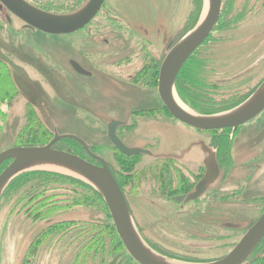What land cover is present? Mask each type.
Masks as SVG:
<instances>
[{
  "label": "rangeland",
  "instance_id": "1",
  "mask_svg": "<svg viewBox=\"0 0 264 264\" xmlns=\"http://www.w3.org/2000/svg\"><path fill=\"white\" fill-rule=\"evenodd\" d=\"M25 1L42 4L50 12L62 14L78 9L87 0ZM162 1L161 11L152 5L144 12L139 10V16L146 23L154 22L151 28L156 26L159 32L164 33L161 35L163 41L157 43L149 40L148 34L143 31L146 28H140L138 20L131 19L132 22L126 23L116 21L115 25L122 23L123 26L114 28L111 18L114 16L113 9L123 15L127 11L132 12L134 6L129 4V0H107L84 28L60 36L23 27V21L5 7L0 9V69H4L5 74L2 75L0 70V98H4L0 106V151L11 146L31 144L28 139L40 143L43 141L38 145H45L55 132L59 135L73 134L82 138L94 154L116 169L121 164L122 156L109 142L106 126L110 119L122 117L120 112L125 105L117 101L113 94L110 95L108 89L100 92L102 87L96 84L97 80L77 78L71 70L69 60H75L86 69H100L101 72L118 69V73H132V69H140L142 65H148L147 69H159L164 48L171 38H175L174 41L177 42L190 32L207 10V0H197L198 19L195 21L189 16L188 0H180V4H175V0ZM257 4L260 8L248 19L254 23L236 25L230 32L221 30L222 25H217L209 41L203 43L187 59H193L202 69H209L207 71L218 69V74H213L212 81L242 77L239 81L232 82V85H236L232 88L235 89L234 92H246L264 80V0ZM169 9L170 14L167 13ZM6 15H9L10 21L6 19ZM164 26L166 28L162 29ZM174 30L176 31L173 32ZM94 36H99L102 40L98 42ZM103 39L109 40L110 44L106 45ZM138 44L143 45L144 51H138ZM9 84L13 88L11 91L9 88L6 93ZM145 96L148 100L141 101L137 107L157 105L151 92H146ZM214 99L211 107L220 104V100H226L225 96ZM165 118L160 129H155V126L151 131L148 128L146 131L142 121L134 118L130 120L127 125L131 127L129 129L133 133V140L134 136L139 137L135 144L145 145L140 141L144 136L165 140L173 137V125L167 123H177L178 134H185L183 124L174 122L167 115ZM254 123H259L257 129L264 127V112ZM157 130L161 131V135ZM262 139L258 149H255L259 154L264 152V135ZM73 142L76 147L71 145L69 148L79 152L78 156L95 160L77 142ZM70 144L72 143L63 140L59 147L64 148ZM163 145L169 146L171 143L165 142ZM234 154L235 151L232 152ZM255 160L262 165V169H254L253 164L229 167L227 179L213 191L211 249H206L204 242L198 240L193 243L189 237L180 233L178 225L171 220L174 214H165L168 216L163 217L161 206L165 211L171 212L173 205L151 197L152 201L149 193L143 189L144 181L143 186L139 184V196L128 194L124 188L134 226L143 242L155 253L178 262H208L225 256L264 208V157H257ZM152 161V158L142 155L135 162V168L141 169ZM8 163L6 160L0 166V172ZM233 175L238 177L231 179L230 176ZM246 175L248 176L245 177ZM47 177H55L62 184H55ZM45 180L49 182L46 183ZM86 185L91 187L76 174L48 165L32 167L13 178L0 196V264H137L123 245L115 244L113 232L108 229L109 222L112 223L108 210L99 204ZM223 192L228 193L227 208L220 211L218 201ZM45 211L51 213L45 215ZM67 221L77 225H72L62 236L57 235L52 242L46 244L50 238L41 234L46 226L58 222L65 225ZM191 222L186 225L192 226ZM225 222L234 223L237 228H224ZM88 223H96L95 230L102 231L95 244L84 247V233L86 229H93ZM197 225L200 226L199 223ZM60 228L63 229L62 226ZM196 249L201 250L196 252L200 255L196 256L195 251L190 252ZM190 257L198 260L194 262L195 260L188 259Z\"/></svg>",
  "mask_w": 264,
  "mask_h": 264
},
{
  "label": "flooded vegetation",
  "instance_id": "2",
  "mask_svg": "<svg viewBox=\"0 0 264 264\" xmlns=\"http://www.w3.org/2000/svg\"><path fill=\"white\" fill-rule=\"evenodd\" d=\"M53 1H57V0H48L47 2H53ZM66 1L69 0H64V2ZM106 1L107 0H104L102 6L106 4ZM179 1L180 0H175V4H180ZM259 1L262 0H221L220 13L217 22L214 25L213 29L211 30L210 34L203 41V43H207L209 41L208 39L210 35L214 31L215 27L219 24L222 25L221 30L224 29L226 32H230L231 30L235 29L236 25H246V24L254 23L252 20H251L252 22H250L248 19H250L249 16L255 15V12L260 8V6L258 7L257 4L259 3ZM163 2L164 1L162 0H129V4L132 3V5L134 6L132 12L129 13L127 11V14L123 15L120 12L113 9L112 13L114 16L111 18L113 20L114 28L116 29V26L122 28L123 26L122 23L115 25L116 21L126 23L127 21L132 22L131 19L136 21L138 20L139 22L138 25H141L140 28L144 26L147 29V30L144 29L143 31H146L150 41L155 43L160 41L162 42L163 41L162 36L164 35V33L159 32L158 29H156V26L155 28H151L150 26L154 25V22L151 21L148 24L139 15L141 11L144 12L145 9H148L149 5H152V7L161 11L162 8L160 4H162ZM188 4L190 7V14H189L190 18L191 19L194 18L195 21H197L198 17H197L196 9H197V4H199L198 1L188 0ZM32 5L38 9L50 12V10H48L45 6H42V4L32 2ZM167 13L170 14L171 9L167 10ZM158 15L160 16L159 11H158ZM161 17L163 19V16ZM168 20H165V22L168 23L169 22ZM163 28L166 27L164 26L162 27V29ZM175 31L176 30H174L173 32ZM55 36H60V35H55ZM94 38L98 40V42L102 40L101 37L99 36L97 37L94 36ZM172 39L173 38H171V40L165 46L164 50H166L168 45L172 46L176 42L174 41L175 38L173 40ZM242 40L245 41V39ZM249 40L246 42H249ZM103 41L106 45L110 44L109 40L103 39ZM203 43L199 47H201ZM199 47L197 49H199ZM138 51L139 52L144 51V47L142 44L139 45ZM152 58L155 59V57ZM155 60H152V62L154 63ZM71 61L74 62L76 61L69 60V65L72 68L71 70L73 74L78 76L77 78L79 79L87 78L85 80H89V79L97 80L96 84L102 87L100 92L108 89L110 95L113 94L114 98L117 101L124 103L125 108L124 110H122V112H120L122 113V117L116 116L115 118H113L114 120H119L123 122L122 125L117 127L116 135L126 146L138 147L148 150L150 152V155L142 153V154L133 155L132 157H141L142 155H145L148 156L149 158H152L153 160L152 162H149L148 164H146V166L141 167V169H137V170H141L140 172L141 178L139 179V184L143 186L144 184L142 183V181H144L145 187L143 189H145L147 193H149L150 199L151 197H153L158 200H165L173 205L171 207L172 208L171 212L165 211L164 207L161 206L160 211L163 217L166 218L169 214H174L173 217H171L172 218L171 220L173 221V223L178 225V229L180 230V233L189 237L190 240L194 241L193 243H196L198 240L204 242L206 245L205 248L211 249V243H212L211 229H213L212 226L213 191L220 185L222 181H224V179H227V176L229 175L228 170L236 165L245 166L246 164H253L254 169L256 170L262 169V165L260 163H257L255 159L257 157L263 158L264 152H261V154H259L258 151L256 153L255 149L256 150L258 149L261 140H263L262 136L264 135V127L263 128L260 127V129H257L259 123L256 124L254 123V121L256 120V118L259 117L261 113L264 112V109L249 121L238 125L235 129H233L232 127H224L220 129H207V130L197 129L195 127H192L177 120L175 117H173L170 114L168 109L164 106L163 102L159 97V93L157 89V85H158L157 77H158L159 69H147L148 65H144V66L142 65L140 69H132V73L124 74L123 72L118 73L117 72L118 69H114L113 72H104V71L101 72L100 69L89 70L84 68L78 62H76L87 73V74H81L78 73L72 67ZM207 70L209 69L200 70L201 71L200 78L203 79V81L198 83L197 88L194 89L193 92L191 93L193 100L192 102L195 103V105L202 107V111H196V109L190 107L188 104H185L184 101L179 97L175 88L176 94L179 97V99L188 108L190 107L191 110L202 115H210V114L224 112L241 104L248 96H250L254 92V90L258 87V85L262 82V81L259 82L255 87L252 86L251 89H248L246 92H234L233 90L235 89L232 88H235L236 85L235 84L232 85L233 84L232 82H236L237 80L239 81V79H241L242 77L238 79H234L235 77H233L232 78L233 80L227 79L223 81H212L213 74L215 75L218 74L219 70L218 69L216 71L213 70L207 71ZM104 84L108 85V87L104 86ZM146 92L147 93L151 92L152 98L157 100V105L147 108L137 107L138 106L137 104L141 103V101H145L146 99L148 100V97L145 96ZM104 94L108 97V94L106 92H104ZM217 96H225L226 100H220L221 102L220 104H216L213 107H211L210 104L214 102L213 99ZM88 100L91 101V99ZM97 103L99 104L100 102L97 101ZM164 114H166L168 118L173 120L174 122L178 121L179 123L183 124L185 134L182 136L178 134L177 132L178 130L176 128L177 123L176 124L167 123L168 125H173L172 128H174L175 130V134L173 135V137L165 140L164 138L159 139V137H150L149 139V137L144 136V139L140 141L142 142V144L145 145H136L135 142L138 140L139 137L134 136V140H133V133L129 129L130 125H127V123H129L130 120H133L134 118L135 120L142 121V123H144L146 131L147 128L151 131L155 126H156L155 129H160V126L164 125V120L166 119L165 118L166 115ZM157 131L161 135V131L160 130ZM106 136H107V126H106ZM62 139H69V138H62ZM165 142L171 143V145L169 146L163 145ZM18 146H26V145H18ZM204 148L210 149L211 152L215 155L218 171H219L218 176L215 179V181L212 184H209L207 186L208 188H205V190L198 197L186 201V198L190 193L196 192L197 183L206 175L208 171V167H207L208 154L204 150ZM233 151H235L234 155H232ZM112 173L113 174L117 173V167L116 169L112 167ZM247 176L248 175H246L245 177ZM237 177H238L237 175L230 176L231 179L233 178L235 179ZM249 178L250 177H248L247 179L249 180ZM139 184L137 186H133V187L131 186L126 188L128 194L131 195L132 193H134L135 196H139L138 193L140 189ZM227 194H224L223 192L219 196L220 198L218 202L220 203V205L218 206H220L219 209L220 211L226 210L227 208L226 207L227 196H228ZM151 200L153 201V199ZM127 204L129 206V202H127ZM222 205L225 206L222 207ZM173 218H177V219L173 220ZM189 221H192L191 222L192 226L186 225L188 224ZM197 223H199L200 226H198ZM223 226L224 228H230V227L237 228L234 223L232 224L230 222L223 223ZM199 234L201 236H199ZM200 249H196L193 251L191 250L190 252L195 251L194 254L197 256L200 254H196V252L201 251ZM188 259L195 260L194 262L198 260L194 257H190Z\"/></svg>",
  "mask_w": 264,
  "mask_h": 264
},
{
  "label": "water",
  "instance_id": "3",
  "mask_svg": "<svg viewBox=\"0 0 264 264\" xmlns=\"http://www.w3.org/2000/svg\"><path fill=\"white\" fill-rule=\"evenodd\" d=\"M104 0H87L78 9L69 13H51L34 7L25 0H0V9L5 7L11 14L24 22L23 27L35 29L50 35L75 33L87 25L99 11ZM221 0H207V10L195 27L172 46L166 48L158 72V93L164 106L177 120L197 129H220L245 123L264 109V80L241 104L224 112L202 115L182 108L175 91L176 76L189 56L203 43L217 22ZM6 19L10 21L9 15ZM72 67L81 74H87L76 62ZM186 106V105H185ZM187 107V106H186ZM123 122L111 119L107 124V137L122 154L150 155L148 150L126 146L116 135V129ZM69 138L77 142L86 153L99 163H93L71 152L59 150L54 144ZM208 171L197 183L196 192L190 193L186 201L198 197L218 176L215 155L210 149ZM9 163L0 172V196L6 185L18 174L40 165L55 166L79 176L87 182L103 199L115 231L124 249L137 264H245L264 237V208L259 218L244 232L234 247L223 257L208 262H178L155 253L142 240L136 230L126 198L113 173L112 166L102 157L94 154L86 142L73 134L59 135L45 145L11 146L0 151V166ZM49 222V221H48Z\"/></svg>",
  "mask_w": 264,
  "mask_h": 264
},
{
  "label": "trees",
  "instance_id": "4",
  "mask_svg": "<svg viewBox=\"0 0 264 264\" xmlns=\"http://www.w3.org/2000/svg\"><path fill=\"white\" fill-rule=\"evenodd\" d=\"M192 57H194V55ZM197 64H199V63L198 62L194 63L193 59H191V58L185 62V64L181 67V70H180V72L176 78L175 88H176V91H177L179 97L186 104H188L190 107L196 109V111H202V107H199V106L195 105V103L192 102L193 100H192V95H191L193 90L197 88V84L200 83L201 81H203V79L200 78V74H201L200 70H202V67L198 66ZM0 70L2 71V75H3L4 69H0ZM6 78H7V76H6ZM11 85H13V83ZM9 88H10V84H9L7 90L5 91L6 93H8ZM12 88L13 87L10 88V91L12 90ZM1 99H2V97L0 98V106H1V104H2L1 102L4 100V98L2 100ZM0 116H1V114H0ZM28 140L31 144H27V145H33L32 143H34L36 145L43 143V141H41V143H40L38 141L34 142V141H32V139H28ZM63 140H67L72 144H70L64 148H60L59 146L61 143H63ZM71 145L76 147V144L73 142V140H69V139H62V140H59L58 142L55 143V147L57 149L65 150L67 152H71L73 154L78 155L79 152H76V151L72 150L71 148H69ZM120 154L122 156L121 157V164L119 165L120 168H119V166H117V173L116 174L114 173L113 175H114L119 187L121 188V190L123 192L124 188H128L131 186L132 187L137 186L139 184V179L141 178V176H140L141 170L135 169V162L138 160L139 157L126 156L122 153H120ZM80 157L83 158L84 156H80ZM89 161L96 163V164L99 163L98 161L92 160L91 158H89ZM48 175L49 176H55L53 174H48ZM47 179H52L54 181L53 183H55V184H62V183H59L58 181H56L55 177H47ZM45 182L48 183L49 181L45 180ZM81 186L85 187V185H83L82 183H81ZM51 188H53V187H51ZM54 188H58V187L54 186ZM87 188L90 189L92 196L99 202V204L103 208L106 207L102 197L93 188H91L89 186H87ZM41 213H43V212H41ZM50 213H51V211H45L44 214L49 215ZM66 223L67 224L64 225V224H60L58 222V223H54V224L46 226V228L43 230V232H41V234L43 233L44 235H46V238H50V239H48L46 244L52 242L53 238L55 236H57V235L62 236L64 234V232H66V230L71 229L70 227L72 225H77V223L69 222V221H67ZM109 223H110V225H109L108 229H111L113 232V240H115V244H118V245L121 244L122 245V243L119 240V237L115 231L114 226L112 225L111 222H109ZM88 224H90V226H93V229H86V232L84 233L86 239L83 240V242L85 243L84 247L89 245V244H92V243L95 244V241L97 240L99 233L102 231V230L101 231L95 230V224L96 223H88ZM61 226L63 227V229L60 228ZM83 238H84V235H83ZM81 243H82V241L80 242L79 246L81 245ZM245 264H264V237H263L262 241L258 244V246L255 248L254 252L252 253V255L249 259V261Z\"/></svg>",
  "mask_w": 264,
  "mask_h": 264
},
{
  "label": "bare ground",
  "instance_id": "5",
  "mask_svg": "<svg viewBox=\"0 0 264 264\" xmlns=\"http://www.w3.org/2000/svg\"><path fill=\"white\" fill-rule=\"evenodd\" d=\"M179 103H180V105L182 106V108H184V109H186V110L189 111V108H188V107H186L185 105H183L180 101H179Z\"/></svg>",
  "mask_w": 264,
  "mask_h": 264
}]
</instances>
